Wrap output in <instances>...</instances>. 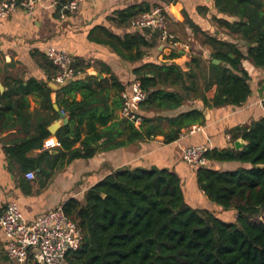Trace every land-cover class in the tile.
Segmentation results:
<instances>
[{"label":"trees","instance_id":"obj_1","mask_svg":"<svg viewBox=\"0 0 264 264\" xmlns=\"http://www.w3.org/2000/svg\"><path fill=\"white\" fill-rule=\"evenodd\" d=\"M212 1L220 14L213 16L217 25L226 28L230 36L243 39L246 53L237 42L203 31L202 42L209 46L210 53L204 57L203 50L192 47L187 69L174 61L150 62V75L136 68V79L146 97L138 105V126L133 119H123L126 141L162 131L164 141L171 142L183 133V128L202 122V111L192 108L173 116L157 115V111L175 109L190 99L211 106L240 105L251 93L250 75L242 60L264 67V0ZM137 13L129 11L119 17L130 21ZM131 38L146 42L139 32ZM45 65L50 76L57 72L50 59ZM106 83L107 79L93 84L92 80L72 78L59 87L61 96L80 89L83 99L59 100L69 121L56 132L61 149L54 154L55 159L65 158L67 153L68 161L90 157L98 148L93 142L113 133L112 126L98 131L92 118L86 130L82 126L92 114L93 104L108 88ZM107 84L120 91L125 89V84L114 77ZM33 89L47 95L45 83L35 80L0 92V131L26 105L25 94ZM122 101L119 95L117 103ZM148 111L154 114L147 115ZM108 117L106 114L103 122ZM162 120L174 128L161 130ZM43 129L41 136L12 148L14 153L19 155L40 146L48 134ZM83 131L88 135L82 139L81 147H74ZM232 136H241L246 144L240 149H208L207 160L238 161L249 166L221 170L205 164L195 169L199 188L221 209L233 210L232 220L222 219L211 209L190 205L184 198L181 178L170 169L121 166L90 185L82 198L69 197L62 203L64 213L77 223L82 235L80 245L67 251L65 264H264V114L234 129ZM124 143L117 141L109 147ZM257 164L263 166L256 167Z\"/></svg>","mask_w":264,"mask_h":264},{"label":"crops","instance_id":"obj_2","mask_svg":"<svg viewBox=\"0 0 264 264\" xmlns=\"http://www.w3.org/2000/svg\"><path fill=\"white\" fill-rule=\"evenodd\" d=\"M65 1L42 0L31 13L17 8L8 16L0 18V92L10 86L25 85L29 80L45 83L48 88L47 95L43 90L27 92L24 99L26 105L19 113H14L8 125L0 131V213L14 202L26 220H33L62 205L69 197L82 198L90 185L116 168L141 166L164 167L176 172L182 181L185 200L194 207L208 208L219 215L220 206L209 200L199 188L196 165L187 163L181 151L184 146L200 144L211 150L234 148L233 142L237 137L232 136V131L264 114L258 90L264 83V67L254 66L247 59L242 60L250 75L251 93L240 105L211 106L204 105L198 99H190L175 109L157 111V115L163 116H173L192 108L202 111L203 121L183 128V134L175 140L165 142L164 134L159 131L150 137L126 141L127 129L117 99L125 92L131 94L130 83L136 79V68L141 67L150 75L147 70L150 62L174 61L187 69L192 47L199 52L203 50L201 54L204 57L210 53L209 46L202 42L203 31L237 42L243 53H246L247 44L243 39L230 36L226 28L217 25L213 16L220 14L212 0H81L75 12L61 15L60 7ZM156 5L168 8L169 29L180 40L189 43L188 50L174 51L159 39L155 31L134 27L129 19L122 20L119 17L120 13H140ZM136 32L144 37L145 43L135 42L131 38ZM50 47L64 48L72 55L73 64L79 71L73 80H92L96 84L102 79H107L109 83L114 77L125 84V89L120 91L116 86L106 83L108 88L93 104L92 114L82 124L86 130L92 118L100 132L113 127L111 135H102L96 143L93 142L98 148L90 157H75L68 161L67 153L65 158L59 156L55 159L54 154L59 152L61 146L45 147L42 144L46 137H56L57 130L69 121L65 112L66 122L59 115V110L63 111L59 100L83 99L80 89L61 96L59 88L53 86L52 75L45 68L49 59L47 49ZM106 114L109 117L103 122ZM146 114L153 115L154 112L148 111ZM159 122H162L160 129L163 131L174 128L166 121ZM53 123H59L54 132L49 129ZM139 123L135 122V125ZM194 125L199 128L190 132L189 129ZM43 127L48 134L41 139L40 146H32L19 155L14 153L12 148L22 141L41 136ZM87 135L83 131L74 147H81V141ZM117 141L125 143L109 147ZM207 165L221 170L249 166L238 161L216 159H208ZM27 170H33L32 178L25 176ZM226 212L229 215L227 218L232 220L235 217L233 210ZM0 264H18L7 254L5 234L1 227Z\"/></svg>","mask_w":264,"mask_h":264},{"label":"built area","instance_id":"obj_3","mask_svg":"<svg viewBox=\"0 0 264 264\" xmlns=\"http://www.w3.org/2000/svg\"><path fill=\"white\" fill-rule=\"evenodd\" d=\"M42 0H0V18L8 16L17 8L31 13ZM81 0H67L60 7L61 15L76 11ZM169 10L163 5H156L150 10L140 12L130 20L134 27L146 28L158 33L159 39L174 51L188 50L189 43L180 40L168 26ZM47 54L51 62L58 68L51 77L54 83L70 81L79 72L73 66V57L64 48L50 47ZM131 94L123 93L120 113L124 117L140 122L139 103L146 97V92L140 87L139 81L133 79L130 83ZM264 108V88L259 98ZM194 125L190 132L198 129ZM183 134V133H182ZM43 146L60 145L56 137H46ZM208 148L203 145H187L182 148L181 156L189 164L205 165ZM25 176L32 178L33 170H27ZM0 227L5 234L7 254L18 264H65L66 253L76 249L82 240L77 223L69 218L58 205L33 220H26L14 202L9 203L0 213Z\"/></svg>","mask_w":264,"mask_h":264},{"label":"water","instance_id":"obj_4","mask_svg":"<svg viewBox=\"0 0 264 264\" xmlns=\"http://www.w3.org/2000/svg\"><path fill=\"white\" fill-rule=\"evenodd\" d=\"M217 61H218V59H214V62H217ZM67 82H68V81H67ZM67 82H66V81H65V82H62V83H54V82H53V86H54L55 88H59V87L65 85ZM0 88H1V85H0ZM263 88H264V83H263V84L259 87V89H258V90H259V93H260V96H261V94H262V90H263ZM59 115L62 117L63 122H66L67 118H66L64 112L61 111V110H59ZM58 124H59V123H53V124L49 127V129H50L51 131L54 132V131H55V128L58 126ZM245 144H246L245 139H243L241 136H239V137H237V138L234 140V142H233V147H234L235 149H240V148H242ZM262 166H263L262 164H257V165H256V167H262Z\"/></svg>","mask_w":264,"mask_h":264},{"label":"rangeland","instance_id":"obj_5","mask_svg":"<svg viewBox=\"0 0 264 264\" xmlns=\"http://www.w3.org/2000/svg\"><path fill=\"white\" fill-rule=\"evenodd\" d=\"M220 211H219V217H221L222 218V216H226L225 218H222V219H225V220H227V221H230L231 220V218H227L229 215H226V211H228L229 209H227V210H221V208L219 209ZM227 218V219H226ZM30 264H32V263H30Z\"/></svg>","mask_w":264,"mask_h":264}]
</instances>
